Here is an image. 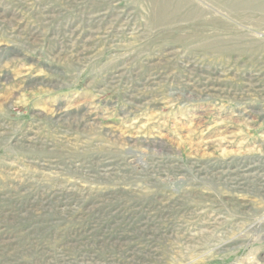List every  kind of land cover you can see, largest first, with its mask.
I'll return each instance as SVG.
<instances>
[{
	"label": "rangeland",
	"instance_id": "obj_1",
	"mask_svg": "<svg viewBox=\"0 0 264 264\" xmlns=\"http://www.w3.org/2000/svg\"><path fill=\"white\" fill-rule=\"evenodd\" d=\"M0 264H264V0H0Z\"/></svg>",
	"mask_w": 264,
	"mask_h": 264
}]
</instances>
